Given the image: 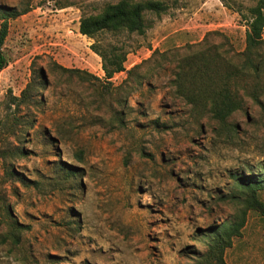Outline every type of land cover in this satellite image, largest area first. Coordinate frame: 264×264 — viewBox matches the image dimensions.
I'll use <instances>...</instances> for the list:
<instances>
[{"label": "rangeland", "instance_id": "374dc122", "mask_svg": "<svg viewBox=\"0 0 264 264\" xmlns=\"http://www.w3.org/2000/svg\"><path fill=\"white\" fill-rule=\"evenodd\" d=\"M118 1L0 0V11L27 10L9 21L0 71V264H199L209 226L241 206L225 199L230 173L264 165V94L221 121L171 83L175 52L243 51L238 10L255 1L160 0L143 35L80 33L83 14ZM94 42L139 67L106 79ZM225 258L264 264V208L248 210Z\"/></svg>", "mask_w": 264, "mask_h": 264}, {"label": "trees", "instance_id": "16d2710c", "mask_svg": "<svg viewBox=\"0 0 264 264\" xmlns=\"http://www.w3.org/2000/svg\"><path fill=\"white\" fill-rule=\"evenodd\" d=\"M255 4L248 7L247 12L239 13L246 21L247 30L245 48L243 51L227 55L215 48H206L189 52L182 58H177L178 52L173 54L176 63L174 65L171 83L178 93L185 95L191 103H198L200 99L209 103V112L225 121L229 116L242 109L244 97L250 96L254 101L261 103V95L264 94V0H254ZM167 6L160 0L131 1L120 0L116 3L107 4L104 9L96 14H83L79 31L88 37H95L100 33H137L145 34L147 23L145 12L152 11L160 14ZM27 10L5 8L0 11V71L8 65V58L3 50L8 32L9 21L13 17L26 13ZM217 30L207 32L220 34ZM199 44H189L186 48L191 50ZM192 47V48H191ZM91 49L102 59V69L106 79H111L116 73L126 71L128 77L133 75L139 64L127 69L125 62L128 52L122 46L116 44H100L94 42ZM159 54L167 58L168 51L155 49L153 55ZM62 67V66H61ZM66 71H78L75 68L62 67ZM91 77H97L88 73ZM252 82V85H243ZM235 86L232 87L231 84ZM31 82L22 91L21 97H13V103L25 100L29 94ZM68 173L75 176L77 169L70 164ZM13 170L12 173H15ZM233 186L225 196L241 204L233 216L220 224L209 226L208 232L203 236L206 251L198 258L199 264H228L225 253L233 245L235 237L242 234L245 226L248 210L263 211V201L258 197V192L264 189V165L260 166L259 173L251 170H237L230 173ZM17 226L18 223H16ZM21 227V226H20ZM24 227V226H23ZM6 237L2 239L5 241ZM19 237L15 238V242Z\"/></svg>", "mask_w": 264, "mask_h": 264}]
</instances>
